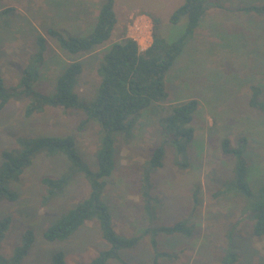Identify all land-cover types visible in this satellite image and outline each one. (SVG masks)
Returning a JSON list of instances; mask_svg holds the SVG:
<instances>
[{
    "label": "rangeland",
    "instance_id": "1",
    "mask_svg": "<svg viewBox=\"0 0 264 264\" xmlns=\"http://www.w3.org/2000/svg\"><path fill=\"white\" fill-rule=\"evenodd\" d=\"M114 1L116 26L110 40L93 52L71 57L46 37L48 50L37 91H52L59 63L80 60L83 72L76 92L89 101L100 81L96 69L104 51L126 39L130 23L138 17L149 19L153 27V18L158 19V31L170 43L185 32L186 17L175 25L169 22L184 0ZM102 3L103 0H0V78L5 86L17 85L36 49L38 34L58 28L71 36H83ZM207 3L210 7L203 23L165 75L166 101L143 111L128 139L115 134L114 169L112 176L104 179L102 200L108 206L114 231L122 237L140 239L132 249L119 253L120 260L109 264H155L156 251L170 254L169 258H158V264H220L230 236L238 254L236 264H264V236L254 237L250 216L244 218L248 199L221 192L225 185L231 186L237 165L233 155L221 150L226 138L231 148L245 138L243 156L248 163L251 189L264 182V114L248 106L254 87L260 92L258 99L264 102V15H244L239 11L245 6H262L264 0ZM145 39L139 38L143 47L148 44ZM190 99L198 103L191 122L194 139L186 155H178L171 143H164L159 119L169 105ZM29 104V99L14 95L0 110V168L3 152L18 155L24 150L21 141L71 136L83 161L94 170L99 126L89 122L81 130L85 114L78 109L44 107L26 116ZM159 146L165 149L163 165L147 173V162ZM185 160L188 165L183 168L178 162ZM67 166L61 155L37 153L19 178L10 181L9 188L17 199L0 201V221L7 222L0 260L10 261L27 231L33 233L34 240L20 264H53L52 258L58 252L64 255L63 264H87L108 247L93 222L80 227L65 241L44 240L46 229L89 193L88 183L81 176L75 177L64 191L50 193L43 179L60 177ZM144 193L150 195V200ZM179 222L192 230L191 238L143 234L148 224L160 228ZM152 240L156 241V249Z\"/></svg>",
    "mask_w": 264,
    "mask_h": 264
},
{
    "label": "trees",
    "instance_id": "2",
    "mask_svg": "<svg viewBox=\"0 0 264 264\" xmlns=\"http://www.w3.org/2000/svg\"><path fill=\"white\" fill-rule=\"evenodd\" d=\"M114 2V0H103L94 23L83 36H71L58 28L46 30L45 35L38 34L34 43L36 49L15 87L7 88L4 80L0 78V110L12 96L18 95L30 100L26 116L39 112L44 107L64 110L78 109L85 114V119L79 126L81 130L89 122L96 123L100 128L101 136L95 152L94 170H91L89 165L83 161L76 149L75 140L71 136L64 138L38 137L27 140L28 142L21 141L24 150L18 155H14L13 152H3V163L0 168V201L14 202L17 199V195L9 188L10 181L19 178L32 158L41 152L48 156L61 155L68 162L66 171L60 177L43 179V183L48 186L50 193L64 191L77 176H81L87 181L89 187L87 197L54 221L43 234L46 242H61L67 240L83 225L96 223L101 239L107 243L108 247L99 251L87 264H109L112 260H120L119 253L125 249H132L140 239L138 236L122 237L114 231L108 206L102 200L106 186L104 179L110 178L114 169L115 134H122L128 139L138 123L141 113L153 106H161V103L166 101L168 95L164 82L165 75L174 61L184 52L189 40L194 38L196 29L203 23L205 13L210 7L207 0H184L169 18L170 24L175 25L180 18L186 17L185 32L174 42H167L160 35L159 20L153 18L152 44L146 51L140 53L137 45L130 39H122L120 42L108 46L97 66L96 73L100 81L89 101L83 99L76 92L79 78L83 72V63L80 60L59 63V72L53 81L52 91L48 94L37 91L36 85L39 82L40 69L48 50L46 37L55 41L58 49L71 57L93 52L104 46L111 38L117 23ZM239 11L244 15L262 16L264 15V5L245 6ZM254 88L251 89L248 106L264 114V102L258 99L260 95L258 88ZM197 106L198 103L194 99L186 100L183 103L179 101L169 105L166 109L167 112L164 109L165 115L159 119L164 143H171L174 152L178 155H186V151L194 139L191 122ZM245 143V138H240L237 147L231 148L227 138L221 142L222 152L225 155H233L237 164L234 180L230 182L231 186L225 185L221 192L234 194L241 199L243 197L248 199L244 218L248 219L250 216L252 235L260 238L264 236V182L257 184V187L259 186L257 189L250 187L248 163L243 156ZM164 154V147H157L147 162L145 171L149 173V170L162 167ZM178 164L183 168L188 165L186 160L178 162ZM144 196L149 197L150 200V195L144 193ZM6 228V219L0 221V243ZM148 233L191 238L192 230L183 222L160 228H153L148 224L143 230V234ZM232 239V236L227 237L228 248L224 251L220 264L237 263L238 254L234 251ZM33 240V233L27 231L22 245L14 250L10 261L0 260V264H20L28 254ZM151 244L156 249V241L152 240ZM169 256V253L156 251L154 262L158 264V258H169ZM63 260L62 252L56 253L52 258L53 264H63Z\"/></svg>",
    "mask_w": 264,
    "mask_h": 264
},
{
    "label": "built area",
    "instance_id": "3",
    "mask_svg": "<svg viewBox=\"0 0 264 264\" xmlns=\"http://www.w3.org/2000/svg\"><path fill=\"white\" fill-rule=\"evenodd\" d=\"M151 22L149 19L138 17L128 27V33L130 34L126 39L133 41L140 53L146 51L152 44L154 27L151 25ZM142 36L146 37L145 41L148 43L146 47H143L139 42V38Z\"/></svg>",
    "mask_w": 264,
    "mask_h": 264
},
{
    "label": "crops",
    "instance_id": "4",
    "mask_svg": "<svg viewBox=\"0 0 264 264\" xmlns=\"http://www.w3.org/2000/svg\"><path fill=\"white\" fill-rule=\"evenodd\" d=\"M206 14V13H205Z\"/></svg>",
    "mask_w": 264,
    "mask_h": 264
}]
</instances>
